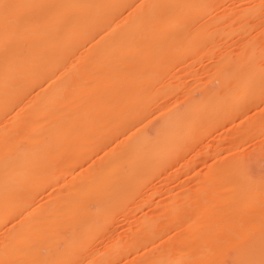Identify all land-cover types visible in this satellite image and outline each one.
<instances>
[{"label": "bare ground", "instance_id": "6f19581e", "mask_svg": "<svg viewBox=\"0 0 264 264\" xmlns=\"http://www.w3.org/2000/svg\"><path fill=\"white\" fill-rule=\"evenodd\" d=\"M237 1L0 0V118L21 108L13 126L0 127V228L28 207L36 185L72 182L0 241V264H112L117 247L92 257L88 248L118 208L186 147L264 100L259 49L247 43L233 53L213 42L228 23L239 30L262 23L255 19L264 0ZM222 4L227 9L217 12ZM204 56L215 59L206 80L186 60ZM172 73L192 75L199 96L178 100L192 90ZM244 124L216 146L215 155L230 153L217 157L194 191L171 193L157 215L142 218L131 246L182 229L161 244L167 249L152 248L137 264H198V257L206 264L252 229L254 238L232 246L233 264H261L264 168L257 162L264 146L250 157L237 147L264 129V109ZM250 213L251 226L237 224Z\"/></svg>", "mask_w": 264, "mask_h": 264}, {"label": "rangeland", "instance_id": "374dc122", "mask_svg": "<svg viewBox=\"0 0 264 264\" xmlns=\"http://www.w3.org/2000/svg\"><path fill=\"white\" fill-rule=\"evenodd\" d=\"M241 1L246 2L247 5H253L260 0H238L237 4H240ZM225 9L227 8L222 4L220 6L218 5L216 11L223 12ZM255 20L256 22L262 23H241V25H243L241 30L238 29L236 23H228L227 26H225L224 31L220 33L213 42L218 44V47L221 50L224 49L225 51L233 53H239L243 45L252 43L259 49L262 59L261 61L264 62V13ZM186 60H189L188 62H190V69L198 71L205 80L208 79L209 71L215 63V59L210 56L189 57ZM181 63H183V61H181ZM180 67L181 65H179L177 69ZM170 76L173 81L179 80L185 88L192 90L186 94L183 92L177 93L175 96L178 100H182L188 95L199 96L198 92L195 90L196 87L193 85L192 75L189 73H183L180 76H177L172 73ZM263 109L264 100L260 101L258 105L251 107L248 114L239 116L235 121H228L220 124L212 131L214 134L213 136L210 137L212 132L204 135L202 139L193 145L186 147L175 161H171L169 164L165 165L164 168L152 175L144 189H140L136 195L130 197L121 207H119L116 213L112 216V220L90 242L88 248L90 257H92L94 253L95 256H98L107 251L112 245V248L114 246L118 248L112 264H137L138 258L144 253H147L148 250L157 247L159 253L167 249V247H162L161 244L166 246V243H164L166 239L173 235L178 229H182L181 225L180 227L174 226L168 228L162 235L156 237L147 245L140 242L131 246V243L136 239V230L142 218L148 215H157L159 213V207L169 198L171 193H182L186 191V189H189L190 192L194 191L195 183L205 177L209 168L218 161L217 157H224L230 153L229 149H224L219 152L218 155H215L214 152L216 146L222 142H225L226 145L231 142L232 137H235L236 135L238 136L240 131L246 128V126H244L245 121L248 118L257 115ZM20 110V106L9 109L8 112L0 118V127L13 126L14 124L11 117ZM154 114H156V112ZM123 138L124 136L114 139L106 150H101L97 153L95 152L96 154L90 159V162L85 165L81 164L76 168L75 174L79 173L90 164V166H93L94 162H99L100 158L110 148L119 144ZM8 144L9 143L6 142V146H8ZM243 144L244 145H239V147H237L239 153L246 152L248 153V157H250L249 153L252 150L264 146V129L255 135H246ZM257 163L260 167L264 168L263 158H260ZM254 165L256 166L257 164L255 163ZM36 167H39L37 162ZM71 185V176L67 178V182L61 187H54V189L52 186L43 187L36 185L28 207L11 216L7 220L6 225L3 228H0V241L7 239L12 229L17 227L21 220L29 213H34L40 206H43L46 202L50 201L55 193L64 191ZM157 190H160V192L154 193ZM150 197H155V199H153V201L149 200L148 198ZM252 216V213L248 216H244V214L240 215L236 219L237 224L251 226V224L256 221ZM236 235L233 236V245L237 244L238 239L242 241L247 237L252 239L256 236L253 235V229L252 231L247 230L245 233L238 234V237ZM232 246L226 245V247L221 250L218 249L214 251L209 256L206 264H214V262L217 263L221 259L224 260V264H233L236 250H234ZM40 252L46 254L45 248H42ZM198 258L197 263L202 264L203 257ZM35 260L36 259L32 258V263H34Z\"/></svg>", "mask_w": 264, "mask_h": 264}, {"label": "snow or ice", "instance_id": "6c2138e0", "mask_svg": "<svg viewBox=\"0 0 264 264\" xmlns=\"http://www.w3.org/2000/svg\"><path fill=\"white\" fill-rule=\"evenodd\" d=\"M7 7V6H6ZM261 264H264V260L261 261Z\"/></svg>", "mask_w": 264, "mask_h": 264}]
</instances>
